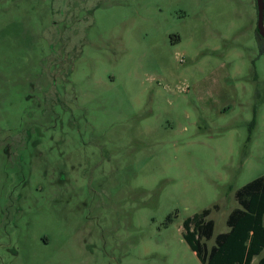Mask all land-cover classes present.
<instances>
[{
	"label": "rangeland",
	"instance_id": "374dc122",
	"mask_svg": "<svg viewBox=\"0 0 264 264\" xmlns=\"http://www.w3.org/2000/svg\"><path fill=\"white\" fill-rule=\"evenodd\" d=\"M257 25V0H0V264H204L184 220L217 204L211 247L264 175Z\"/></svg>",
	"mask_w": 264,
	"mask_h": 264
},
{
	"label": "trees",
	"instance_id": "16d2710c",
	"mask_svg": "<svg viewBox=\"0 0 264 264\" xmlns=\"http://www.w3.org/2000/svg\"><path fill=\"white\" fill-rule=\"evenodd\" d=\"M258 35L264 51V38ZM235 196L239 206L227 217L228 230L218 233L211 247L203 239L215 235V221L210 215L217 204L184 220L183 237L204 264H264V175L241 186Z\"/></svg>",
	"mask_w": 264,
	"mask_h": 264
},
{
	"label": "water",
	"instance_id": "95a60500",
	"mask_svg": "<svg viewBox=\"0 0 264 264\" xmlns=\"http://www.w3.org/2000/svg\"><path fill=\"white\" fill-rule=\"evenodd\" d=\"M258 7V33L264 37V0H257Z\"/></svg>",
	"mask_w": 264,
	"mask_h": 264
},
{
	"label": "crops",
	"instance_id": "0c3cea01",
	"mask_svg": "<svg viewBox=\"0 0 264 264\" xmlns=\"http://www.w3.org/2000/svg\"><path fill=\"white\" fill-rule=\"evenodd\" d=\"M257 262V260H255V263Z\"/></svg>",
	"mask_w": 264,
	"mask_h": 264
},
{
	"label": "flooded vegetation",
	"instance_id": "af4514ba",
	"mask_svg": "<svg viewBox=\"0 0 264 264\" xmlns=\"http://www.w3.org/2000/svg\"><path fill=\"white\" fill-rule=\"evenodd\" d=\"M258 8V7H257Z\"/></svg>",
	"mask_w": 264,
	"mask_h": 264
}]
</instances>
